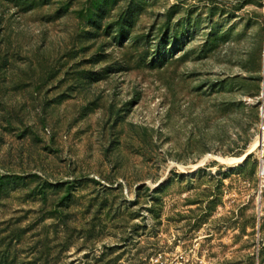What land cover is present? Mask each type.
<instances>
[{
	"label": "rangeland",
	"instance_id": "obj_1",
	"mask_svg": "<svg viewBox=\"0 0 264 264\" xmlns=\"http://www.w3.org/2000/svg\"><path fill=\"white\" fill-rule=\"evenodd\" d=\"M263 133L264 0H0V264H264Z\"/></svg>",
	"mask_w": 264,
	"mask_h": 264
},
{
	"label": "bare ground",
	"instance_id": "obj_2",
	"mask_svg": "<svg viewBox=\"0 0 264 264\" xmlns=\"http://www.w3.org/2000/svg\"><path fill=\"white\" fill-rule=\"evenodd\" d=\"M260 140L256 139L255 142L251 145V147L245 152V154L243 156L239 157V158L229 159V158L219 157V156H216V155H212V157L214 159L219 160L223 164L233 165V164L241 163V162L244 161V158H245L246 155L250 154L255 149L256 146L261 145V142L264 140V133L261 135ZM206 159L207 158L205 157V158L201 159L196 165H193L192 166L193 169L198 168L204 161H206Z\"/></svg>",
	"mask_w": 264,
	"mask_h": 264
},
{
	"label": "built area",
	"instance_id": "obj_3",
	"mask_svg": "<svg viewBox=\"0 0 264 264\" xmlns=\"http://www.w3.org/2000/svg\"><path fill=\"white\" fill-rule=\"evenodd\" d=\"M161 259H162V254H159V255L154 259V261H155L156 263H158V262L161 261Z\"/></svg>",
	"mask_w": 264,
	"mask_h": 264
},
{
	"label": "water",
	"instance_id": "obj_4",
	"mask_svg": "<svg viewBox=\"0 0 264 264\" xmlns=\"http://www.w3.org/2000/svg\"><path fill=\"white\" fill-rule=\"evenodd\" d=\"M260 137H261V136H260ZM260 141H261V140H260ZM248 155H249V154H248ZM248 155L245 156L244 161H245V159L248 157Z\"/></svg>",
	"mask_w": 264,
	"mask_h": 264
},
{
	"label": "trees",
	"instance_id": "obj_5",
	"mask_svg": "<svg viewBox=\"0 0 264 264\" xmlns=\"http://www.w3.org/2000/svg\"><path fill=\"white\" fill-rule=\"evenodd\" d=\"M248 156H249V155H248ZM247 158H248V157H247ZM247 158H246V159H247ZM246 159H245V160H246Z\"/></svg>",
	"mask_w": 264,
	"mask_h": 264
}]
</instances>
